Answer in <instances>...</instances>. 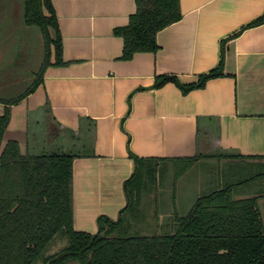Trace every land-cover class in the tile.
Wrapping results in <instances>:
<instances>
[{
  "label": "crops",
  "instance_id": "crops-1",
  "mask_svg": "<svg viewBox=\"0 0 264 264\" xmlns=\"http://www.w3.org/2000/svg\"><path fill=\"white\" fill-rule=\"evenodd\" d=\"M52 4L67 63L48 66L37 88L10 106L2 144L17 140L30 152L75 155L76 229L94 233L99 216L119 217L127 203L124 183L135 169L131 153L161 158L166 176L173 172L171 158L198 156L195 163L210 165L224 159L227 179L240 165L264 162V22L249 25L264 14V0H180L183 16L158 32L160 48L128 60L119 58L124 40L114 29L129 23L136 0ZM11 5L0 0V30ZM23 43L25 62L29 47ZM222 60L225 75L202 88L184 94L174 82L155 86L161 74L193 82ZM4 110L0 102V114ZM219 174L202 178L196 190L213 189ZM186 181L184 175L163 184L170 195L160 198L169 208L161 220L176 207L192 206L196 198ZM262 181L237 185V197L262 189ZM259 203L264 212L262 195Z\"/></svg>",
  "mask_w": 264,
  "mask_h": 264
},
{
  "label": "trees",
  "instance_id": "trees-1",
  "mask_svg": "<svg viewBox=\"0 0 264 264\" xmlns=\"http://www.w3.org/2000/svg\"><path fill=\"white\" fill-rule=\"evenodd\" d=\"M24 21L40 27L44 59L34 82L13 97H0V264H264V212L262 189L237 197L236 187L264 179V170L234 178L198 195L187 211L177 207L161 220L160 198L167 167L161 158L130 156L135 161L125 181L126 205L119 217H98L94 233L74 226V183L71 152L23 150L17 140L3 146L10 121V106L41 83L46 68L64 65L63 42L52 0H23ZM180 0H136L129 23L114 29L124 40L120 59L135 53L156 52L157 34L182 18ZM264 22V14L251 22ZM225 75L220 64L189 83L177 75H157L155 86L174 82L184 94L202 88L208 80ZM233 156H242L234 154ZM198 156L167 159L174 162L173 182L186 174ZM164 160V159H163ZM183 161L178 165L175 161ZM250 168H264L262 164ZM218 178V179H219ZM152 195L156 213L146 214ZM151 202V201H150Z\"/></svg>",
  "mask_w": 264,
  "mask_h": 264
},
{
  "label": "rangeland",
  "instance_id": "rangeland-1",
  "mask_svg": "<svg viewBox=\"0 0 264 264\" xmlns=\"http://www.w3.org/2000/svg\"><path fill=\"white\" fill-rule=\"evenodd\" d=\"M2 17H4L5 23L1 24L0 30V97L9 98L27 89L37 77L36 74L42 60L44 59V39L39 26L25 23L23 0H12V5L7 11L5 10ZM23 39H27L26 42L29 47L28 55L25 56V62H22L24 57H22L23 53L21 51L24 48L22 45ZM26 42L24 41L25 44ZM8 68L12 69L9 70ZM213 161L212 165L207 163L200 164L197 162L192 168L186 171L185 176H187L188 180L186 182H188L190 186L192 185L191 189H193L194 193L193 199L198 196L197 193H203V191H197L195 188V186L199 185L198 181L202 178L205 179L206 177H210L211 175L217 177L218 171L220 175L227 172L225 166L226 161L224 159ZM238 168L239 170H243L240 177L241 180L248 177L250 174L257 172V170H264L263 167L262 169H259L256 167L250 168L249 166L244 165H240ZM172 173L170 171L162 183L166 185V187H168V185L170 186L173 181L174 174ZM224 180L225 179L219 178L217 179V182H224ZM162 191L163 194L166 193V195H170V192H167V190ZM152 197V195L150 197L148 195L147 197V215L156 213L153 207L154 204L152 203ZM167 209L169 208L161 205L159 207V214H165V210ZM183 209L186 211L189 207L185 206Z\"/></svg>",
  "mask_w": 264,
  "mask_h": 264
}]
</instances>
